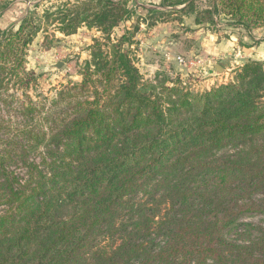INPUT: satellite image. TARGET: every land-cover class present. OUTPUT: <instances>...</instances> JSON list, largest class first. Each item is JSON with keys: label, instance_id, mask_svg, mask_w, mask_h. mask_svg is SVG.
Segmentation results:
<instances>
[{"label": "trees", "instance_id": "16d2710c", "mask_svg": "<svg viewBox=\"0 0 264 264\" xmlns=\"http://www.w3.org/2000/svg\"><path fill=\"white\" fill-rule=\"evenodd\" d=\"M127 3L66 0L0 29V264H264V227L243 219L264 215V61L203 91L147 81L126 47L138 27L111 38ZM210 3L160 0L147 24L264 27V0ZM52 24L102 36L40 102L27 49Z\"/></svg>", "mask_w": 264, "mask_h": 264}, {"label": "rangeland", "instance_id": "374dc122", "mask_svg": "<svg viewBox=\"0 0 264 264\" xmlns=\"http://www.w3.org/2000/svg\"><path fill=\"white\" fill-rule=\"evenodd\" d=\"M66 0H0L7 7L0 14V27H14L19 23L21 17L28 11L36 10L42 14L44 10H55L56 7ZM156 0H128L129 7L134 11L130 18L121 22L111 33V38L122 35L125 31H133L132 43L126 47L130 49L131 55L135 57L136 65L144 79L151 82L162 81L168 85L179 79L183 85L190 90L203 91L206 87H198L203 80L191 74H184L180 69H188L193 63H199L201 42L210 40V35H227L229 29L239 26L228 25V19L220 17L215 27L194 24L193 15H178L172 13L165 21L159 20L153 25L146 9L153 6ZM199 9L211 5L210 0H195ZM145 5V6H142ZM158 4L156 5V7ZM147 7V8H146ZM8 27V28H10ZM227 31V32H226ZM80 32L78 38L63 36L56 31L54 24L46 31H40L28 46L26 65L27 69L34 71L37 81L33 89L28 91L35 101H48L56 92L67 83L79 82L78 74L81 65L89 59V46L93 44L94 38H100L102 34L95 28L81 26L76 33ZM75 33V34H76ZM80 41V43H78ZM82 43V44H81ZM182 57L185 63H179L177 57ZM62 61L64 64L60 69H50L49 65ZM179 69V70H178ZM235 70V69H234ZM229 72V76L234 72ZM227 80L216 83H224ZM209 86V89L213 86ZM233 147H227L223 151L232 153ZM254 225L264 227V215H248L243 218Z\"/></svg>", "mask_w": 264, "mask_h": 264}, {"label": "crops", "instance_id": "0c3cea01", "mask_svg": "<svg viewBox=\"0 0 264 264\" xmlns=\"http://www.w3.org/2000/svg\"><path fill=\"white\" fill-rule=\"evenodd\" d=\"M152 3L153 6L148 8L156 7L160 0ZM8 27L10 26L0 27V29L3 30ZM78 36H80V32L72 35L71 39L75 40ZM198 49L200 55L194 57L200 62L193 63L194 65H191L188 69L180 70L184 73L182 76L194 72L192 74L194 77L203 80L198 87L209 89V86L227 80L230 77L229 72L238 68L243 62L249 59L264 61V27L249 32L239 26L229 29L227 35L222 37L221 35H210V40L201 42ZM216 65H220L222 69L216 68Z\"/></svg>", "mask_w": 264, "mask_h": 264}, {"label": "water", "instance_id": "95a60500", "mask_svg": "<svg viewBox=\"0 0 264 264\" xmlns=\"http://www.w3.org/2000/svg\"><path fill=\"white\" fill-rule=\"evenodd\" d=\"M63 64L64 63L62 61L55 62V63L49 65L48 70L54 69V68L60 69L63 66ZM216 68L222 69V67L220 65H216Z\"/></svg>", "mask_w": 264, "mask_h": 264}, {"label": "built area", "instance_id": "2783aa9c", "mask_svg": "<svg viewBox=\"0 0 264 264\" xmlns=\"http://www.w3.org/2000/svg\"><path fill=\"white\" fill-rule=\"evenodd\" d=\"M177 60L179 61V63H185V60H184V58H182V57H177ZM197 62H200V61H197Z\"/></svg>", "mask_w": 264, "mask_h": 264}]
</instances>
